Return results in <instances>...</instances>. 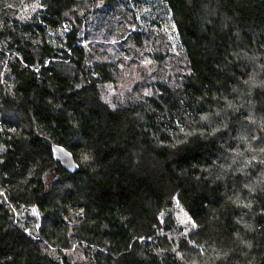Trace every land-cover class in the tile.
<instances>
[{"label": "trees", "instance_id": "1", "mask_svg": "<svg viewBox=\"0 0 264 264\" xmlns=\"http://www.w3.org/2000/svg\"><path fill=\"white\" fill-rule=\"evenodd\" d=\"M32 3L0 0V264H264V0H161L175 87L129 0Z\"/></svg>", "mask_w": 264, "mask_h": 264}, {"label": "rangeland", "instance_id": "2", "mask_svg": "<svg viewBox=\"0 0 264 264\" xmlns=\"http://www.w3.org/2000/svg\"><path fill=\"white\" fill-rule=\"evenodd\" d=\"M35 3L30 5H25L19 13L20 18H28L34 12H37L41 9L40 0H34ZM161 0H129V9L132 11V14L137 18L139 25H143L144 22L151 24V30L156 35L152 36L153 43H160V49L167 51L169 53L168 59L165 61V64L161 63V68L159 69L160 79L167 82L169 86L175 87L179 85L181 80V72L185 71L186 61L183 58H178L179 54V43L178 35L175 29V26L172 24L171 17L169 13L165 12L164 8L159 7ZM155 15L161 20H157ZM124 29L123 32H127V27H130L129 22L124 20ZM137 28L131 27V31L136 30ZM142 29V28H141ZM145 58V56H144ZM148 61H144V65H147ZM136 77L138 74L133 72ZM165 75L170 79H165ZM155 77H151L153 80ZM135 79H126L115 86L109 85L107 90L103 92V95L108 99L121 100L125 92H129L134 88ZM148 85L141 84V90L143 92L146 90ZM172 207L170 209L164 210L160 215V221L165 220L166 218H171L176 224L187 228L192 224L190 218L186 215L181 206L178 205L177 201L174 199L172 202ZM36 212H32L33 215ZM37 215V214H36ZM38 219V218H37Z\"/></svg>", "mask_w": 264, "mask_h": 264}, {"label": "water", "instance_id": "3", "mask_svg": "<svg viewBox=\"0 0 264 264\" xmlns=\"http://www.w3.org/2000/svg\"><path fill=\"white\" fill-rule=\"evenodd\" d=\"M262 1V0H256ZM51 154L54 161L58 162L61 167L69 173L78 170V164L70 151L58 144L51 145Z\"/></svg>", "mask_w": 264, "mask_h": 264}, {"label": "snow or ice", "instance_id": "4", "mask_svg": "<svg viewBox=\"0 0 264 264\" xmlns=\"http://www.w3.org/2000/svg\"><path fill=\"white\" fill-rule=\"evenodd\" d=\"M255 139V138H254ZM86 159H87V157H86ZM254 159V158H253ZM143 239V238H142Z\"/></svg>", "mask_w": 264, "mask_h": 264}]
</instances>
